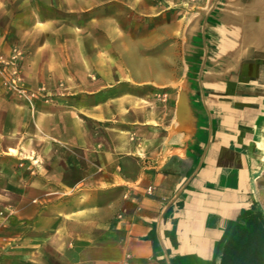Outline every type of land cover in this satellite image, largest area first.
I'll use <instances>...</instances> for the list:
<instances>
[{"label": "crops", "instance_id": "obj_1", "mask_svg": "<svg viewBox=\"0 0 264 264\" xmlns=\"http://www.w3.org/2000/svg\"><path fill=\"white\" fill-rule=\"evenodd\" d=\"M102 3L0 0V71L50 95L0 72V264H221L264 215V0H206L136 36ZM99 11L104 36H82Z\"/></svg>", "mask_w": 264, "mask_h": 264}, {"label": "rangeland", "instance_id": "obj_2", "mask_svg": "<svg viewBox=\"0 0 264 264\" xmlns=\"http://www.w3.org/2000/svg\"><path fill=\"white\" fill-rule=\"evenodd\" d=\"M87 1L88 0H82V5L84 3L87 4ZM102 1H103L102 4L97 5V9H101V8L103 9L105 4H107V5L112 4L113 5V7H112L113 14L112 15L114 17L115 16H119V17L122 16L123 18L125 17L124 19H127L129 22L130 36H136L137 34H139L142 31H151L150 29H152V27H154V26L157 28L162 27L163 25H166L169 21H173L176 19H177V21L181 20V22H184L187 19L189 21L191 16L197 14V12L199 10H201L200 9L201 7L199 5L204 4L206 0H139V4L142 3V5L145 6V8H144L145 13L141 12L140 10H138L139 12L136 11L137 9L133 7L134 5H133V2H131L132 0H129L130 6H128V7L124 6L123 8L120 4V1L112 0V1H109L106 3V0H100V2H102ZM178 4H180V7H177V6H179ZM154 6L155 7L160 6L163 9L162 14L153 15V13L157 12V9L152 8ZM173 12H176V13L174 14ZM109 15H110V13L106 14V13H104V11H99L97 14H95L92 19L96 21V24L98 25V27L96 29H88V28L82 29L80 31L82 36H88L90 33L92 36H96L98 39L100 37H103L105 30L103 29V27L102 28L99 27V26H101L100 22L101 21L103 22L105 20V18L108 17ZM87 20L88 19L83 20V17H82V22L86 23ZM95 47L97 48L98 51H101L102 53L105 52V47L110 48L109 45L105 46L104 43L97 44ZM131 48H136V46L130 45V49ZM112 49H113V68L119 69V71H120L121 70V61L117 60L118 54H115V53H117L116 46H112ZM24 53L25 52L23 50H21L20 48L16 49V55L20 54L19 56H21V55L23 56ZM148 53H154V50H153V52L149 51ZM149 55H153V54H149ZM176 63L179 66L181 64V61H177ZM19 70H20V77L22 79V83L29 90V87H27V85L25 83L23 74L21 72V68H19ZM99 78H100L99 72L94 70V73L92 74L91 79L93 80V82H99L98 81ZM31 92H34V91L31 90ZM99 93L100 92L94 93V94L96 96V95H99ZM36 94H37L36 97L32 98V100H35V99L46 100V99L50 98V95L39 96L38 93H36ZM43 95H44V92H43ZM147 95H149V94H147ZM163 95H165V94H162V96ZM114 97H115V99H117V98L119 99L121 97V95L119 94L118 96H114Z\"/></svg>", "mask_w": 264, "mask_h": 264}, {"label": "trees", "instance_id": "obj_3", "mask_svg": "<svg viewBox=\"0 0 264 264\" xmlns=\"http://www.w3.org/2000/svg\"><path fill=\"white\" fill-rule=\"evenodd\" d=\"M221 264H264V215L246 212L225 243Z\"/></svg>", "mask_w": 264, "mask_h": 264}, {"label": "built area", "instance_id": "obj_4", "mask_svg": "<svg viewBox=\"0 0 264 264\" xmlns=\"http://www.w3.org/2000/svg\"><path fill=\"white\" fill-rule=\"evenodd\" d=\"M20 54L16 55L19 57ZM1 75L3 79L4 88L13 94H16L19 97L25 98L27 100H32V98L36 97L35 92L29 91L22 83V79L20 77V70L17 66H13V68L6 72L1 70Z\"/></svg>", "mask_w": 264, "mask_h": 264}, {"label": "bare ground", "instance_id": "obj_5", "mask_svg": "<svg viewBox=\"0 0 264 264\" xmlns=\"http://www.w3.org/2000/svg\"><path fill=\"white\" fill-rule=\"evenodd\" d=\"M246 20V19H245ZM247 21V20H246ZM245 22V21H244ZM249 28V27H248ZM229 32V31H228ZM233 35V34H232ZM231 36V35H230ZM232 37H230V39H231ZM225 39V38H224ZM239 39V38H238ZM227 40V39H226ZM232 41V40H231ZM234 41V40H233ZM232 41V42H233ZM236 41V40H235ZM229 42V41H228ZM233 44V43H232ZM236 44V43H235ZM247 47V46H246ZM243 49V48H242ZM256 49V48H255ZM233 50H235V49H233Z\"/></svg>", "mask_w": 264, "mask_h": 264}]
</instances>
